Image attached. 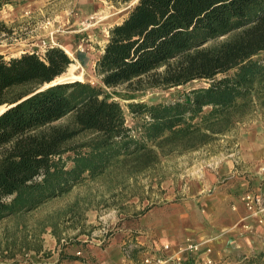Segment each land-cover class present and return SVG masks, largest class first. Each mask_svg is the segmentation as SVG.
<instances>
[{"label": "trees", "instance_id": "trees-1", "mask_svg": "<svg viewBox=\"0 0 264 264\" xmlns=\"http://www.w3.org/2000/svg\"><path fill=\"white\" fill-rule=\"evenodd\" d=\"M109 1L134 3L107 30L94 67L97 84L50 85L72 65L57 46L41 55L0 54V221L32 213L129 159L146 167L158 159L154 149L205 146L264 106V0ZM8 3L0 0V11ZM9 32L0 22V35ZM194 81L205 86L174 102L126 98L128 113L140 120L135 128L108 92ZM262 258L264 252L254 259Z\"/></svg>", "mask_w": 264, "mask_h": 264}, {"label": "rangeland", "instance_id": "rangeland-1", "mask_svg": "<svg viewBox=\"0 0 264 264\" xmlns=\"http://www.w3.org/2000/svg\"><path fill=\"white\" fill-rule=\"evenodd\" d=\"M4 1L9 3L0 11V22L10 32L0 35L1 55L6 58L17 57L24 52L41 55L48 44L59 47L65 40L74 47V53L69 49L66 53L72 60L75 75L80 77L79 81L91 84L98 83L95 62L84 66L77 54L88 53L92 61L97 59L108 28L120 21L134 3L113 4L109 0ZM43 42L46 43L45 49L41 47ZM260 56L264 57V53ZM203 86L205 83L194 81L169 90L133 91L122 87L108 92L124 110L127 125L135 128L140 125V120L128 113L129 101L126 98L133 96L146 104L170 103L176 100L179 93ZM250 126L264 128L263 105L257 104L245 118L234 120L228 131L236 136ZM226 132L215 135L209 144L195 150L168 145L161 152L154 149L158 159L147 161L146 167L134 159L121 162L102 177L84 180L32 213L0 222V260L15 257L34 264H46L54 263L60 257L78 258L76 253L79 252L81 258L85 256L90 264H105L101 259L105 255L104 249L108 248L109 252L117 249L118 245L121 248L119 255L124 258L121 264H144L146 259L156 256L167 258L189 242L173 251L164 252L160 247L154 257L152 246L142 241L146 233L143 237L139 233H144L146 227H150L148 222L156 218L152 215L139 218L161 200L180 199L176 190L184 185L195 167L230 147L231 138H223ZM199 245L200 252L203 245ZM209 252L205 251L206 254ZM257 254L260 252L225 257L214 263L205 258L193 263L264 264V258L255 261ZM112 255L113 252H109V256Z\"/></svg>", "mask_w": 264, "mask_h": 264}, {"label": "crops", "instance_id": "crops-1", "mask_svg": "<svg viewBox=\"0 0 264 264\" xmlns=\"http://www.w3.org/2000/svg\"><path fill=\"white\" fill-rule=\"evenodd\" d=\"M61 42L67 49L58 46L65 52H75L72 44ZM77 58L89 66L99 56L94 61L88 53L77 54ZM229 137L228 149L201 162L184 185L177 188L176 193L182 198L161 200L139 218H156L148 222L150 227L144 233L138 232L141 237L146 233L142 241L152 246L154 257L162 246L168 245L173 251L186 242L203 245L200 252L184 255L185 260L193 262L205 258L214 263L238 254L264 252V216L263 223H259L240 202L246 193L264 195V128L250 126L236 136L231 131L223 134V138ZM206 250L210 252L206 254ZM104 251L101 259L105 264L123 263L120 245L109 251L112 256L108 248ZM84 257L61 262L57 258L46 264H90ZM15 259L0 260V264H12Z\"/></svg>", "mask_w": 264, "mask_h": 264}, {"label": "built area", "instance_id": "built-area-1", "mask_svg": "<svg viewBox=\"0 0 264 264\" xmlns=\"http://www.w3.org/2000/svg\"><path fill=\"white\" fill-rule=\"evenodd\" d=\"M44 49L46 48V43L43 42L42 46ZM49 46V44L47 45ZM240 202L243 204L244 208L249 213L250 217L258 219L259 223H263V216H264V195L246 193L240 197ZM199 244H192L188 243L183 247L175 250V253L168 256L165 259L157 258L154 259H146L144 264H165L167 262H173L174 264H186L184 261L185 254H194L199 252ZM164 252L170 250L168 245L162 246ZM76 256L81 258V254L79 252L76 253ZM210 264V262L208 261ZM95 264H102V263H95ZM191 264H198V263H191Z\"/></svg>", "mask_w": 264, "mask_h": 264}, {"label": "bare ground", "instance_id": "bare-ground-1", "mask_svg": "<svg viewBox=\"0 0 264 264\" xmlns=\"http://www.w3.org/2000/svg\"><path fill=\"white\" fill-rule=\"evenodd\" d=\"M68 70H69V72H68L67 75H66V73H65L64 75H62V76L59 77V78H63V77H65V78H68V79H71V80H79V79H80L79 76L75 75V72H74L75 68H74V67L70 66V67L68 68ZM68 70H67V71H68ZM80 76H81V75H80Z\"/></svg>", "mask_w": 264, "mask_h": 264}, {"label": "water", "instance_id": "water-1", "mask_svg": "<svg viewBox=\"0 0 264 264\" xmlns=\"http://www.w3.org/2000/svg\"><path fill=\"white\" fill-rule=\"evenodd\" d=\"M65 81H71V79H68V78H65V77H63V78H59L58 80L54 81V82H53L52 84H50V85H54V84H56V83H61V82H65ZM46 87H48V86H44L42 89H44V88H46ZM2 111H4V108H1V109H0V113H1Z\"/></svg>", "mask_w": 264, "mask_h": 264}]
</instances>
